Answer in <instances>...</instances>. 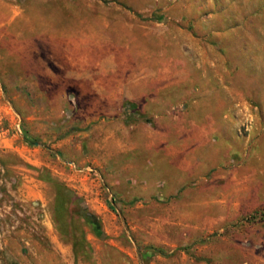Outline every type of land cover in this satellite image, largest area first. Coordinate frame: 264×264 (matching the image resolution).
Masks as SVG:
<instances>
[{
	"label": "rangeland",
	"instance_id": "obj_1",
	"mask_svg": "<svg viewBox=\"0 0 264 264\" xmlns=\"http://www.w3.org/2000/svg\"><path fill=\"white\" fill-rule=\"evenodd\" d=\"M0 264H264V0H0Z\"/></svg>",
	"mask_w": 264,
	"mask_h": 264
}]
</instances>
